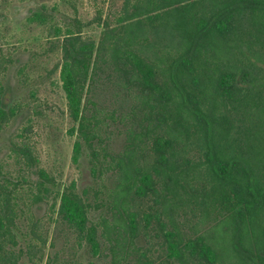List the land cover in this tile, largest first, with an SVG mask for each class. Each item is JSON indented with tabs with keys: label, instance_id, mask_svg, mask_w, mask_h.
<instances>
[{
	"label": "trees",
	"instance_id": "trees-1",
	"mask_svg": "<svg viewBox=\"0 0 264 264\" xmlns=\"http://www.w3.org/2000/svg\"><path fill=\"white\" fill-rule=\"evenodd\" d=\"M67 18L42 5L28 20L60 54L73 160L93 182L57 187L27 120L18 174L0 167V264H71L37 231L49 198L76 236L72 264H264V0H122L96 16L98 39ZM5 91L0 129L24 109Z\"/></svg>",
	"mask_w": 264,
	"mask_h": 264
},
{
	"label": "rangeland",
	"instance_id": "rangeland-1",
	"mask_svg": "<svg viewBox=\"0 0 264 264\" xmlns=\"http://www.w3.org/2000/svg\"><path fill=\"white\" fill-rule=\"evenodd\" d=\"M42 5L48 9L56 7L62 19L77 15L84 23L83 36L98 39L101 28L96 16L99 13L114 15L122 0H0V86L6 87L3 99L8 105L22 103L24 106L22 112L0 129L1 170L18 174L19 164L10 145L13 140L20 142L17 133L31 119L30 139L40 167L56 178L57 187L63 189L75 183L81 190L93 179L86 156L77 162L73 160L76 137L69 134L73 121L67 112L59 70L52 72L60 54L45 51L49 27L28 20L32 12ZM7 57H12L14 62L5 66L3 59ZM21 68L23 71L20 73ZM36 110L40 113H35ZM114 138L119 147L121 136L114 135ZM49 199L32 207V213L39 220L37 231L48 238V244L54 240L56 251L72 264L75 261L73 252L77 248L76 236L68 227L53 220L57 219V214L50 210L54 199ZM20 223L27 230L28 224ZM226 231L223 225L216 231L223 247ZM79 251L84 253L85 250ZM51 252L49 246L44 250L46 257ZM21 264L29 262L22 261Z\"/></svg>",
	"mask_w": 264,
	"mask_h": 264
}]
</instances>
